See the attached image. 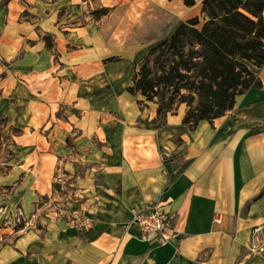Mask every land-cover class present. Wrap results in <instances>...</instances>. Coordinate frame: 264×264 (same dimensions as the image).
<instances>
[{"label": "crops", "instance_id": "1", "mask_svg": "<svg viewBox=\"0 0 264 264\" xmlns=\"http://www.w3.org/2000/svg\"><path fill=\"white\" fill-rule=\"evenodd\" d=\"M200 9L0 0V264H264V66L192 127L185 104L130 90L173 16ZM149 206L173 217L165 246L131 225Z\"/></svg>", "mask_w": 264, "mask_h": 264}, {"label": "trees", "instance_id": "2", "mask_svg": "<svg viewBox=\"0 0 264 264\" xmlns=\"http://www.w3.org/2000/svg\"><path fill=\"white\" fill-rule=\"evenodd\" d=\"M181 1L186 7L197 2ZM263 10L264 0H202L201 28H197V17L181 22L167 38L149 49L130 90L148 101L155 100L160 85L175 93L181 89L193 91L196 106L185 101L177 104L187 106L183 122L190 127L201 120L223 116L232 109L235 96L251 87H261L248 66H264ZM149 61L155 67L153 78ZM158 104V113L176 106Z\"/></svg>", "mask_w": 264, "mask_h": 264}, {"label": "built area", "instance_id": "3", "mask_svg": "<svg viewBox=\"0 0 264 264\" xmlns=\"http://www.w3.org/2000/svg\"><path fill=\"white\" fill-rule=\"evenodd\" d=\"M172 222V216L165 215L157 206H149L133 215L131 225L136 229L141 240L148 241L154 236L158 245L165 246L176 238ZM85 223L88 225L89 220L86 219ZM258 236H264L263 228L253 230V240H257ZM251 248L253 252H261L263 250L261 245Z\"/></svg>", "mask_w": 264, "mask_h": 264}, {"label": "rangeland", "instance_id": "4", "mask_svg": "<svg viewBox=\"0 0 264 264\" xmlns=\"http://www.w3.org/2000/svg\"><path fill=\"white\" fill-rule=\"evenodd\" d=\"M202 0H197L196 4H200ZM198 19V26L197 28L200 29L201 26L203 25V17L201 14H199L197 16ZM180 18L178 17V15H174L172 18V23L169 25H167V27L162 31V33H159V38L163 35H167L170 31V29H174L175 27H177L180 24ZM153 58L151 57L150 60H152ZM148 66L151 69V76L153 78V70H155V67H153L152 62H148L147 63ZM160 89H158V95L155 97V100L160 103L161 106L164 107H168L169 105L172 104V106L174 107L175 105H177L178 103H180L181 101H185L186 104L191 105V107L196 106L197 104V96L193 93V91H188L186 89H181L179 93H175V92H171V89H167L165 87V85H160Z\"/></svg>", "mask_w": 264, "mask_h": 264}]
</instances>
